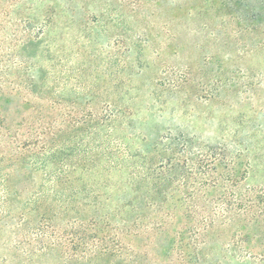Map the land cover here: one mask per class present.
Returning a JSON list of instances; mask_svg holds the SVG:
<instances>
[{"label":"trees","instance_id":"obj_1","mask_svg":"<svg viewBox=\"0 0 264 264\" xmlns=\"http://www.w3.org/2000/svg\"><path fill=\"white\" fill-rule=\"evenodd\" d=\"M41 2L0 0V221L23 263L264 264V120L204 139L162 122L161 91L77 108L99 93L63 88Z\"/></svg>","mask_w":264,"mask_h":264},{"label":"rangeland","instance_id":"obj_2","mask_svg":"<svg viewBox=\"0 0 264 264\" xmlns=\"http://www.w3.org/2000/svg\"><path fill=\"white\" fill-rule=\"evenodd\" d=\"M37 8L56 13L48 42L62 47L54 58L70 78L63 88L99 93L79 109L102 107L109 95L139 96L144 108L161 91L162 122L191 124L204 139L264 120V0H43ZM174 79L186 89L163 88ZM4 216L0 264H25L16 219Z\"/></svg>","mask_w":264,"mask_h":264}]
</instances>
